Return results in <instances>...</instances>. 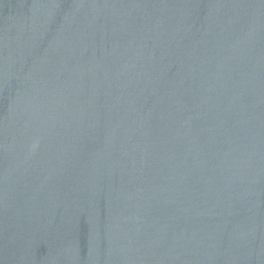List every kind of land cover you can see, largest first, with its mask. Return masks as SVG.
I'll use <instances>...</instances> for the list:
<instances>
[{"label":"water","instance_id":"1","mask_svg":"<svg viewBox=\"0 0 264 264\" xmlns=\"http://www.w3.org/2000/svg\"><path fill=\"white\" fill-rule=\"evenodd\" d=\"M0 264H264V0H0Z\"/></svg>","mask_w":264,"mask_h":264}]
</instances>
